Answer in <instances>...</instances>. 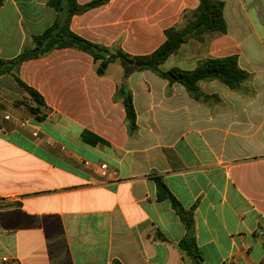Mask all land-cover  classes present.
Wrapping results in <instances>:
<instances>
[{
    "label": "crops",
    "instance_id": "obj_1",
    "mask_svg": "<svg viewBox=\"0 0 264 264\" xmlns=\"http://www.w3.org/2000/svg\"><path fill=\"white\" fill-rule=\"evenodd\" d=\"M49 1L0 0L1 59L53 24ZM222 1L227 33L190 40L160 65L191 71L237 55L250 78L235 91L200 82L213 96L205 102L150 71L125 77L111 64L99 76L92 58L72 48L21 63L17 76L43 97L45 118L0 97L11 117L0 118V264H193L179 247L185 226L158 199L155 178L193 210L200 264H264V0ZM198 4L109 0L72 16L70 30L148 55ZM120 85L132 94L133 133L115 100Z\"/></svg>",
    "mask_w": 264,
    "mask_h": 264
},
{
    "label": "trees",
    "instance_id": "obj_2",
    "mask_svg": "<svg viewBox=\"0 0 264 264\" xmlns=\"http://www.w3.org/2000/svg\"><path fill=\"white\" fill-rule=\"evenodd\" d=\"M109 0H94L80 5L76 0H50L51 6L57 13L52 25L40 35L32 38V46L24 47L22 51L11 59L0 58V76L12 78L16 86L22 91V105L37 121L45 118L43 97L33 88L22 82L18 76L21 63L49 54L55 49L72 48L88 54L95 65L97 75L105 74L107 67L117 62L128 77L134 72L150 71L169 84H181L188 95L205 102L213 96L200 91L199 83L218 81L229 90L235 91L239 85L250 78V74L241 69L238 56L230 55L224 58H209L200 61L191 71L177 67L162 70L160 65L165 63L179 48L190 40L201 41L211 34H226L227 24L223 17L224 2L222 0H199L198 6L183 15V23L164 31V42L152 53L143 56H131L121 48H108L103 45L89 42L70 30L71 17L82 14L91 8L100 6ZM115 100L122 102L125 109L127 128L130 133L137 131L136 114L132 102V94L124 85L117 87ZM159 200H168L186 229L185 236L179 242V247L192 259L193 264H200V254L194 238L193 210L185 211L169 192L163 181L155 178ZM110 264H121L117 260Z\"/></svg>",
    "mask_w": 264,
    "mask_h": 264
},
{
    "label": "rangeland",
    "instance_id": "obj_3",
    "mask_svg": "<svg viewBox=\"0 0 264 264\" xmlns=\"http://www.w3.org/2000/svg\"><path fill=\"white\" fill-rule=\"evenodd\" d=\"M205 38H206V36L201 41H196V40H194V41H196L197 44H199V45H203ZM206 39H209V37H207ZM111 64H113V66L118 68V70H120V69L122 70V68L120 67V65L117 62H114ZM170 65H172V61H168L165 65V67H168ZM4 80H5V82L3 83V89L0 88V97H1V100H4V101H2L3 102L2 104L5 106V105H10L9 103L12 102L13 106H15V107H19V108L23 107L22 105H17V103L14 104L15 102H19L22 100L21 99L22 98V91L16 85H14L13 83H10V82H14L12 80V78L9 77V79L6 78ZM8 80H11V81H8Z\"/></svg>",
    "mask_w": 264,
    "mask_h": 264
},
{
    "label": "built area",
    "instance_id": "obj_4",
    "mask_svg": "<svg viewBox=\"0 0 264 264\" xmlns=\"http://www.w3.org/2000/svg\"><path fill=\"white\" fill-rule=\"evenodd\" d=\"M0 117L3 119V120H10V116L8 115V114H5L3 111H1L0 110ZM99 170H100V174L102 175V176H106L107 174H108V172H107V166L106 165H101L100 167H99ZM113 175L114 176H116V174L115 173H113ZM3 261L4 262H8V260L5 258V259H3ZM10 264H14V262L12 261V262H9Z\"/></svg>",
    "mask_w": 264,
    "mask_h": 264
}]
</instances>
